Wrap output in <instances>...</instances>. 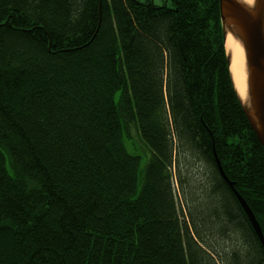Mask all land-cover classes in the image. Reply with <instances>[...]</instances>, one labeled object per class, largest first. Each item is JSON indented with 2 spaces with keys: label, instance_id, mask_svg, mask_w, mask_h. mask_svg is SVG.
<instances>
[{
  "label": "trees",
  "instance_id": "1",
  "mask_svg": "<svg viewBox=\"0 0 264 264\" xmlns=\"http://www.w3.org/2000/svg\"><path fill=\"white\" fill-rule=\"evenodd\" d=\"M216 159L264 237L219 0H0V264H264Z\"/></svg>",
  "mask_w": 264,
  "mask_h": 264
},
{
  "label": "water",
  "instance_id": "2",
  "mask_svg": "<svg viewBox=\"0 0 264 264\" xmlns=\"http://www.w3.org/2000/svg\"><path fill=\"white\" fill-rule=\"evenodd\" d=\"M219 14L226 60L238 101L250 128L264 148V0H251L250 3L243 0H219ZM228 35L242 49L243 90H239L235 83L232 50L226 48ZM216 163L220 175L231 187L264 249V237L254 214L234 190L217 159Z\"/></svg>",
  "mask_w": 264,
  "mask_h": 264
},
{
  "label": "bare ground",
  "instance_id": "3",
  "mask_svg": "<svg viewBox=\"0 0 264 264\" xmlns=\"http://www.w3.org/2000/svg\"><path fill=\"white\" fill-rule=\"evenodd\" d=\"M246 3H250L251 0H243ZM225 46V43H224ZM226 48L231 49L232 53V69L234 70V79L236 86L239 90H243L244 86V71H243V60H242V49L238 42L231 36L228 35L226 41Z\"/></svg>",
  "mask_w": 264,
  "mask_h": 264
},
{
  "label": "rangeland",
  "instance_id": "4",
  "mask_svg": "<svg viewBox=\"0 0 264 264\" xmlns=\"http://www.w3.org/2000/svg\"><path fill=\"white\" fill-rule=\"evenodd\" d=\"M155 5H162L163 0H152ZM134 139V138H133ZM126 148L129 152H133L134 154H138L141 158V166L146 162L149 152L144 151L141 146L138 145L137 140L135 142L126 140Z\"/></svg>",
  "mask_w": 264,
  "mask_h": 264
}]
</instances>
